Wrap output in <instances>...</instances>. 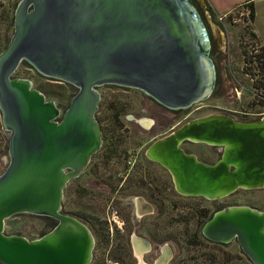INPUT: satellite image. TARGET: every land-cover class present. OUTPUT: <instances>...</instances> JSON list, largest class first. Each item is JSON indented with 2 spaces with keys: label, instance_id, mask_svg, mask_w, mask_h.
<instances>
[{
  "label": "water",
  "instance_id": "95a60500",
  "mask_svg": "<svg viewBox=\"0 0 264 264\" xmlns=\"http://www.w3.org/2000/svg\"><path fill=\"white\" fill-rule=\"evenodd\" d=\"M210 52L208 29L190 0H20L15 30L0 53L1 121L10 156L0 175L2 264H90L91 232L60 210L67 181L100 147L97 87H131L185 109L214 90ZM22 62L78 89L65 110L31 80L13 76ZM185 140L223 145L225 151L215 165H205L181 149ZM149 154L163 156L181 194L214 199L239 188L261 189L264 119H195L155 141ZM21 213L59 223L33 240L6 234V220ZM204 233L221 242L236 237L253 264H264V211L227 208L206 223Z\"/></svg>",
  "mask_w": 264,
  "mask_h": 264
},
{
  "label": "flooded vegetation",
  "instance_id": "af4514ba",
  "mask_svg": "<svg viewBox=\"0 0 264 264\" xmlns=\"http://www.w3.org/2000/svg\"><path fill=\"white\" fill-rule=\"evenodd\" d=\"M19 2L0 0V53L15 30ZM217 77L216 71V83ZM113 87L122 89L124 95L101 91ZM97 89L100 101L95 118L101 130L100 147L77 175L67 181L60 210L91 232L94 247L90 264H253L236 237L221 242L204 233L206 223L220 211L240 206L257 209L226 201L240 190L251 189L239 188L214 199L181 194L174 173L162 162L163 156H152L149 149L158 139L195 119L226 115L237 122L255 123L263 121L264 111H213L190 118L193 105L185 109L170 108L131 87L105 84ZM216 92L217 84L210 97ZM137 98L143 106L147 100L151 102L158 114L149 112L144 117L136 110L128 114ZM201 109L197 106L195 111ZM184 112H190L189 116L180 122L179 116ZM142 118L152 122L145 126L138 121ZM155 128L165 130L147 139ZM4 131L0 110V155ZM180 147L209 166L215 165L225 151L223 145L192 140L183 141ZM71 171L72 168L65 169V173ZM44 217L48 220L45 230L48 233L59 221Z\"/></svg>",
  "mask_w": 264,
  "mask_h": 264
},
{
  "label": "rangeland",
  "instance_id": "374dc122",
  "mask_svg": "<svg viewBox=\"0 0 264 264\" xmlns=\"http://www.w3.org/2000/svg\"><path fill=\"white\" fill-rule=\"evenodd\" d=\"M241 1L243 2L238 7L237 4ZM254 1L256 11L254 27L248 2L246 3L244 0L191 1L200 13L210 35V56L218 73L217 92L208 100L194 104L191 108L192 115L189 116L190 112L181 113L180 122L185 121L187 116L192 118L213 111L228 113L239 110L264 111V47L259 44V40L253 33L254 28L264 37V0ZM228 6L232 8V11L226 14L224 20H221L219 18L221 15L217 14L214 8L222 10ZM13 76L31 80L34 88L43 92L47 99L54 100L62 110L68 107L72 96L78 91L73 85L38 73L27 62H22ZM101 91L113 95H124L122 89L114 87L101 88ZM129 91L132 94L135 92L134 90ZM133 96L139 97L136 93ZM136 100L137 103L127 110L128 114L135 110L144 117L158 114L154 105L148 100L144 106L138 98ZM197 106H201L202 109L195 111ZM155 129L151 133L149 132L147 139L165 130ZM8 145L9 133L4 131L2 155H0V175L5 171L10 161ZM226 201L248 204L264 211V188L240 190L229 196ZM47 224L48 220L44 216L21 213L6 220L5 233L23 235L33 240L40 238L45 233Z\"/></svg>",
  "mask_w": 264,
  "mask_h": 264
},
{
  "label": "crops",
  "instance_id": "0c3cea01",
  "mask_svg": "<svg viewBox=\"0 0 264 264\" xmlns=\"http://www.w3.org/2000/svg\"><path fill=\"white\" fill-rule=\"evenodd\" d=\"M207 1V0H206ZM246 3L247 2H249V0H244ZM242 2L243 1H241L239 4H237L238 5V7L242 4ZM253 2H254V6H255V1L253 0ZM214 8V7H213ZM237 8V7H236ZM232 8H229V6L228 7H226V8H222V10H218V9H216V8H214V10L216 11V13L217 14H219V15H225L226 16V14H229L232 10H231ZM235 9V8H234ZM255 15H256V11H255ZM254 19H255V16H254ZM254 19H253V27H254ZM253 33H254V35L257 37V39L259 40V44L262 46V47H264V37L257 31V30H255L254 28H253Z\"/></svg>",
  "mask_w": 264,
  "mask_h": 264
},
{
  "label": "trees",
  "instance_id": "16d2710c",
  "mask_svg": "<svg viewBox=\"0 0 264 264\" xmlns=\"http://www.w3.org/2000/svg\"><path fill=\"white\" fill-rule=\"evenodd\" d=\"M247 5L250 8L251 18L254 19V16H255V6H254L253 0H249V2L247 3ZM0 264H2V263L0 262Z\"/></svg>",
  "mask_w": 264,
  "mask_h": 264
},
{
  "label": "built area",
  "instance_id": "2783aa9c",
  "mask_svg": "<svg viewBox=\"0 0 264 264\" xmlns=\"http://www.w3.org/2000/svg\"><path fill=\"white\" fill-rule=\"evenodd\" d=\"M227 16V15H226ZM225 15H221V16H219V18L221 19V20H224V17H226Z\"/></svg>",
  "mask_w": 264,
  "mask_h": 264
}]
</instances>
